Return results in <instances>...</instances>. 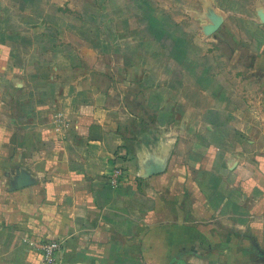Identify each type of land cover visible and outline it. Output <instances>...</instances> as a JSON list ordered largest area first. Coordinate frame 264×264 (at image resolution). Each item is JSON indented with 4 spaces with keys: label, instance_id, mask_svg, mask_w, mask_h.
<instances>
[{
    "label": "crops",
    "instance_id": "0c3cea01",
    "mask_svg": "<svg viewBox=\"0 0 264 264\" xmlns=\"http://www.w3.org/2000/svg\"><path fill=\"white\" fill-rule=\"evenodd\" d=\"M19 1L13 30L39 38L56 13ZM205 3L210 21L183 7L157 51L116 43L109 78L73 67L66 83L0 21V264H43L28 237L62 244L54 264H264V0L233 24Z\"/></svg>",
    "mask_w": 264,
    "mask_h": 264
},
{
    "label": "rangeland",
    "instance_id": "374dc122",
    "mask_svg": "<svg viewBox=\"0 0 264 264\" xmlns=\"http://www.w3.org/2000/svg\"><path fill=\"white\" fill-rule=\"evenodd\" d=\"M205 2L206 0H43L42 9L47 14H56L51 21L43 22L45 26L40 28L41 35L36 38L37 30L29 25L22 24V28L13 30L17 29L15 27L21 20L25 22V17L30 13L20 14L18 8L21 2L0 0V21L9 19V25L13 27L7 30L8 34H23L27 40L36 39L40 44L46 45L44 48L49 50L48 54L54 55L53 66L56 69L54 75L58 76L57 82L66 83V73L73 67L82 72L99 70L109 78L112 65L118 60L121 65L120 54L108 51L109 46L113 48L116 43L119 50H124L122 46L130 41L138 52L147 45L152 53L157 51L156 42L162 27L165 29L175 19L183 18V7L199 13L198 24L210 21V8L206 7ZM253 2L254 0H216V5L220 3L221 7L235 10V14L229 18L230 24H233L239 21L236 11L243 6H252ZM26 5L33 10V4ZM218 10L224 12L220 8ZM186 17V21H194L190 16ZM214 19L216 22L219 20L216 15ZM228 27L233 29L234 26ZM4 30L0 29V33ZM83 39L86 43L81 41ZM73 56H81V60L71 62Z\"/></svg>",
    "mask_w": 264,
    "mask_h": 264
},
{
    "label": "built area",
    "instance_id": "2783aa9c",
    "mask_svg": "<svg viewBox=\"0 0 264 264\" xmlns=\"http://www.w3.org/2000/svg\"><path fill=\"white\" fill-rule=\"evenodd\" d=\"M64 120V115L58 113L55 116V123H61ZM57 126V130H58ZM126 178V172L124 169L116 167L108 175V183L112 188H119L122 186ZM24 242L28 244L29 247L36 249L42 259L43 264H54L56 260L57 253L61 250L62 244L59 241H40L32 238H25Z\"/></svg>",
    "mask_w": 264,
    "mask_h": 264
},
{
    "label": "clouds",
    "instance_id": "9594fccd",
    "mask_svg": "<svg viewBox=\"0 0 264 264\" xmlns=\"http://www.w3.org/2000/svg\"><path fill=\"white\" fill-rule=\"evenodd\" d=\"M167 150H168L167 144L161 143V145L159 146V148L156 151H154L152 154L153 155H156V157L158 159H164L166 157V155H167ZM148 152H149L148 149H143L141 151V155L142 156H146L148 154Z\"/></svg>",
    "mask_w": 264,
    "mask_h": 264
}]
</instances>
